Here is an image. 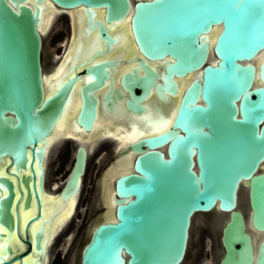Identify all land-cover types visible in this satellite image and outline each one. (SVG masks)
I'll list each match as a JSON object with an SVG mask.
<instances>
[{
  "label": "water",
  "instance_id": "water-1",
  "mask_svg": "<svg viewBox=\"0 0 264 264\" xmlns=\"http://www.w3.org/2000/svg\"><path fill=\"white\" fill-rule=\"evenodd\" d=\"M47 3L66 19L67 10L80 12L83 32L98 42L87 57L68 62L63 76L52 75L64 56L46 74L41 65L38 25ZM127 15L135 51L129 45L122 56L110 54ZM69 37L70 22L62 52ZM262 50L264 0H0V264H43L45 251L49 259L43 160L72 91L74 133L90 131L96 115L114 107L131 115L127 131L154 130L104 140L113 148L102 173L122 156H131L130 167L113 178L112 218L101 216L98 198L102 210L76 264H182L196 215L218 229L215 264H264V54L254 59ZM125 63L116 75L113 68ZM189 73L178 90L177 79ZM154 100L165 109L155 103L150 111ZM88 155L85 144L74 145L55 198L66 201L78 189L79 198ZM31 201L34 212L23 220L19 212ZM248 221L260 234L256 242Z\"/></svg>",
  "mask_w": 264,
  "mask_h": 264
},
{
  "label": "bare ground",
  "instance_id": "bare-ground-1",
  "mask_svg": "<svg viewBox=\"0 0 264 264\" xmlns=\"http://www.w3.org/2000/svg\"><path fill=\"white\" fill-rule=\"evenodd\" d=\"M48 5L45 7L44 11H42L41 13V20L39 22L38 25V29L39 31L42 33V35L44 36L45 33H47V31L51 28L50 24L54 15H56L57 13L59 14L60 9L58 8H54L50 3H47ZM70 14V18L72 21V31H73V35L70 39L69 42V46H68V51L65 52L63 54V56L65 57L64 60L60 61L57 65V69L56 71L53 73V77H57V76H63L66 72L65 68H66V64L68 62H75L77 60H79L81 57H87V55L89 54L90 51H88V49H86L88 46H90L91 44H93V46L97 45V39L95 35H91V33L87 32L84 33L82 30V25H83V17L81 15L80 12H78L77 10H72L69 9L67 10ZM68 17V15H67ZM69 18V17H68ZM127 20H128V15L126 16L125 19H123L122 21L118 22L116 25V43L114 45L111 46L112 51L110 52V54H112L113 52H119V55L122 56L124 54L127 53V51L129 50V45H131L132 47V52L135 51L134 46L132 45V41L130 39L129 36V27L127 24ZM70 22V19H69ZM50 27V28H49ZM218 26H214V28L210 31L209 33V39L210 42H212V39L214 37L215 32L217 31ZM78 42L82 43L81 46V51L76 54L73 55V52L78 44ZM80 48H78L79 50ZM264 54V50H262V52H260L257 56H255V60L258 61L259 57ZM63 56H61L60 58H62ZM209 59H214V55L212 54V52H210V56ZM128 66V63L125 64H119L117 66H115L113 68V72L116 73V75H118V73L120 72V70L124 69L125 67ZM46 74V73H45ZM193 75V73H189L188 75H186L185 77H181L178 78L177 81L179 83V89L184 85V83L190 79V77ZM46 85L48 86V88L50 89V87H52V82L49 83V79H46ZM178 98V94L169 97V101H172L171 103L176 102ZM155 103H159L158 101H148L147 102V106L148 109L150 111H153V109L155 108ZM160 105L158 107H160L161 109H165V104L162 105L161 103H159ZM77 105V98H76V93L75 91H72L68 97V100L66 102V105L64 106V111L59 115V117L57 118L48 138L46 141V149L48 150L52 144L54 142H56L57 139H59L60 137L65 140L67 138H64L65 135H74V139H73V143L74 145L77 142L83 143L85 144L87 150H88V154L91 153V151L94 149V145L97 142V140H101L103 138H107L109 139L108 135L109 134H114V136H116L117 138L122 139V142H126V141H130L132 139H134L135 137H137L140 134H143L144 132H152L154 131L153 129H149L146 126L142 127V130L138 131L136 129H132L127 131V126L126 123L128 121H130L131 115L129 113H125V111L117 109L116 107H114V109L111 112H107V111H101L96 115V118L94 120V123L92 125V128L90 131L88 132H82V131H77V132H73L71 125L69 123V119L72 116V114L74 113V110L76 108ZM173 113V111H172ZM171 117V116H170ZM134 120V119H133ZM136 123H138V121H135ZM144 122L140 121L139 124L143 125ZM112 124H116V128L112 131ZM115 131V132H114ZM123 132V133H121ZM60 140V139H59ZM58 140V141H59ZM106 140V139H104ZM103 141V140H101ZM100 141V142H101ZM99 142V143H100ZM118 139H117V143L114 146V149L117 148L118 146ZM47 154L45 156V159L43 160V164H44V169H45V160H46ZM130 161H131V156H122L119 157L116 162L114 164H112L111 166H109L105 173H102V176L105 177V183H107V188L109 189L108 192V197H106L107 200V205L109 206L107 209V212H111V218L112 216V208H113V203L111 201V197H112V186H113V178L114 176L125 170L128 169L130 167ZM115 165H117L115 167ZM115 167V168H113ZM111 169H113L114 171L111 172ZM108 172H111V186L108 182V178H107V174ZM113 174V175H112ZM102 177V178H103ZM104 183V182H103ZM104 183V185H105ZM57 183L52 184V187L50 189L47 188V190L45 191L46 195H42L40 198V203H41V215L43 217H45L47 215V213H51L50 215V220L47 224H44V231L46 232V249H47V245H48V241H50V239H52L53 237L56 236V234L58 233L59 230H61V227L63 225V223L65 222V220L67 218H69L70 214H72L74 206H75V200L76 197L78 195V191L75 192L74 194L70 195L66 201H62L59 200L57 198H55L56 194H54V189H56ZM111 188V189H110ZM245 190L247 191L246 186H242L241 190ZM111 190V191H110ZM106 192V193H107ZM101 195V194H100ZM107 196V195H106ZM104 196L101 195V197L99 196V201L100 203H103L104 205V210L105 211V207L106 205L104 204ZM54 200H57L58 202H55L54 204L52 202H54ZM34 212V206L33 203L31 201L30 203V207L25 210V211H21L19 212V216L21 219H26L30 214H32ZM102 212V213H103ZM249 214V210L247 212ZM247 214V217H248ZM103 218L104 216L101 215ZM33 226V224H30L29 227ZM248 226L249 229L251 231V234L253 236L254 241L256 242L258 237H259V233L258 231L252 229L250 227L249 221H248ZM22 235V233H21ZM10 242V246L13 249H16V245L20 242L18 241V239L15 237V235H12V237L9 239ZM21 248H23V245L21 246ZM48 259L47 256V252L45 251V255L43 257V264H46Z\"/></svg>",
  "mask_w": 264,
  "mask_h": 264
},
{
  "label": "rangeland",
  "instance_id": "rangeland-1",
  "mask_svg": "<svg viewBox=\"0 0 264 264\" xmlns=\"http://www.w3.org/2000/svg\"><path fill=\"white\" fill-rule=\"evenodd\" d=\"M69 14V12H68ZM70 16V14H69ZM71 20V18H70ZM72 24V21H70ZM50 24L51 28L45 33L43 36V60L46 65H50L47 63V51L48 49L55 43L56 39L62 36L63 41L61 42L62 45L60 47H53L54 50H58V53L65 45V39L68 34V26L66 17L63 15H54ZM72 27V25H71ZM71 33V32H70ZM60 43V42H59ZM57 43V44H59ZM82 43L78 42L73 55L78 54L81 51ZM78 48H80L78 50ZM79 51V52H78ZM63 53V52H62ZM61 53V54H62ZM60 54V55H61ZM46 73V72H45ZM103 138L101 140H97L94 145V149L88 155L85 173L82 177V183L80 186V193L79 198L78 195L75 200V206L73 209L72 214H70L69 218L65 220L62 226V230L57 234L54 238L52 243L49 246V259L47 264L49 263L50 256L53 253L55 248V243L59 239L60 236L63 235V232L69 228L71 231H77L78 235L75 237V242L72 244L69 250V256L66 261V264H76L74 262V256L76 252L78 253V249L80 248L83 241L86 239V236L89 232L90 226L92 225V221L101 211L100 201L98 202L99 196H104V200L108 197V188L107 183H105V177L102 176V171L107 165L108 161L111 159L112 156V144L104 141ZM101 141V142H100ZM100 142V143H99ZM116 147V146H115ZM74 154V143L68 139L58 141L54 144L48 153L47 162H46V185L47 188L51 187L52 184L57 183L56 189L59 188L63 179L65 178L67 172L72 163V158ZM117 165H115L116 167ZM113 167V168H115ZM114 170L111 169V172ZM111 172L107 174L108 182L111 183ZM113 175V174H112ZM103 177V178H102ZM105 185H104V183ZM49 183V184H48ZM111 186V184H110ZM111 189V188H110ZM112 190V189H111ZM110 190V191H111ZM107 192V193H106ZM246 192L245 190H241V200L240 205L242 208H246V215L248 214V206H247V199H246ZM101 194V195H100ZM107 195V196H106ZM78 198V201H77ZM58 202L54 200L53 204ZM77 202V204H76ZM107 203V200H106ZM55 205V204H54ZM209 216V215H208ZM207 216V218H208ZM73 221V222H72ZM193 226L190 232V245L188 248L187 256L182 264L187 263H194L197 264V261L194 260V256H200L202 260L200 264H215L217 259L215 249L219 247L218 245V229H214L211 227L208 222L204 219V216L196 215L194 218ZM201 240H203V247ZM68 242V241H67ZM200 243V245H199ZM200 248L197 250L198 246Z\"/></svg>",
  "mask_w": 264,
  "mask_h": 264
},
{
  "label": "flooded vegetation",
  "instance_id": "flooded-vegetation-1",
  "mask_svg": "<svg viewBox=\"0 0 264 264\" xmlns=\"http://www.w3.org/2000/svg\"><path fill=\"white\" fill-rule=\"evenodd\" d=\"M67 15H68V19H70V16H69V14H68V11H67ZM68 19H66L67 20V26H68V31H69V21H68ZM71 21V20H70ZM70 37H69V41H68V44H67V46H66V48H65V51H63V53L61 54V52H62V49L60 50V52L58 53V50H54V48L53 47H60L61 45H62V41H63V39H62V36L61 37H59L58 39H56V41H55V43H53V45L48 49V51H47V60H46V62L47 63H50V65L48 64V65H46L45 63H44V60H43V52H42V57H41V65H42V69H43V71L44 72H46V73H48L49 71H51L56 65H57V63H58V61H59V59H60V57L61 56H63V54L65 53V52H67L68 51V46H69V42H70V39H71V37H72V35H73V31H72V27H71V22H70ZM60 42V43H59ZM57 43H59V44H57ZM44 47V46H43ZM60 54H61V56H60ZM60 139V140H59ZM59 139H57L56 140V142H54L53 144H52V146L54 145V144H56L57 142H58V140L59 141H61V140H63L61 137L59 138ZM51 148V147H50ZM46 162H47V157H46V160H45V165H46ZM49 184V183H48ZM52 187V186H51ZM51 187H49L48 189H50ZM47 189H45V191H46ZM108 195V194H107ZM104 204L106 205V207H105V211L102 213L103 214V216H104V218L105 219H110L111 218V212H107V209H108V203H106V200L104 201ZM100 210H102V206H101V209ZM96 218V217H95ZM205 219V218H204ZM95 221V220H94ZM73 222V221H72ZM71 227H72V225H70ZM64 226H62L61 227V230H62V228H63ZM71 227H69V228H71ZM67 229L66 231H64L63 232V235L62 236H60L59 237V239L56 241V243H55V248H54V250H53V253H52V255L50 256V260H49V263L48 264H66V261H67V259H68V256H69V250H70V248H71V246H72V244H74V242H75V237L78 235V233H77V231H71L70 229ZM61 230H59L58 231V233L61 231ZM57 233V234H58ZM57 234H56V236H57ZM55 236V237H56ZM55 237H53L52 239H50V241H48V245H47V248H48V246L52 243V241L54 240V238ZM68 241V242H67ZM201 243H202V247L204 246L203 244V240H201ZM199 245H200V243H199ZM198 246V245H197ZM200 248V246H198V248H197V250ZM195 258H194V260L195 261H197V264H200V262L202 261L201 259H200V256L198 255H196V256H194ZM70 264H73V262H70ZM187 264H189V263H187ZM190 264H194L193 262L192 263H190Z\"/></svg>",
  "mask_w": 264,
  "mask_h": 264
}]
</instances>
